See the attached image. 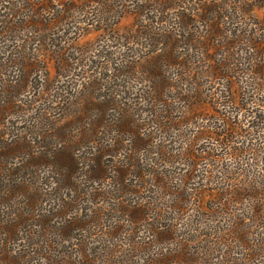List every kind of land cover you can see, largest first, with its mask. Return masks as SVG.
<instances>
[{
	"label": "rangeland",
	"instance_id": "rangeland-1",
	"mask_svg": "<svg viewBox=\"0 0 264 264\" xmlns=\"http://www.w3.org/2000/svg\"><path fill=\"white\" fill-rule=\"evenodd\" d=\"M32 2L36 0H0L2 71L20 75L16 59L36 56L44 70L34 75H50L49 97L58 104L59 92L70 99L82 83L100 78L97 93L108 100L107 118L118 117L120 110L123 117L133 118L144 127L140 133L150 146L140 152V164L146 170L150 199L159 205L155 209L159 212L156 220L167 225L166 234L170 237L152 252L163 248L168 256L180 251V255L188 257L199 248L198 253L203 250L206 254L197 259L198 263L186 264H264V0H53L52 7L45 11L33 6L34 21H47L45 30L36 27L41 28L37 33L31 28V21L20 24L21 19L34 14ZM61 4L69 6L71 13L54 24ZM205 4L221 9L217 29L212 32L215 40L221 41V50L209 46L208 41L207 46L203 45L211 28L206 24L213 23L197 17L208 8ZM101 14L108 16L107 23ZM183 16L190 18L191 24ZM165 31L180 39L181 48L177 46L178 64L167 62L161 74L180 85L186 84L184 89L187 85L194 87L191 102L199 96V89H204V94L212 97L210 103L194 100L188 104L190 101L184 100L188 90L178 89L169 91L165 106L152 103L150 84L144 80L151 74L139 67H143V61L170 50L162 43L161 34ZM152 32L158 35L152 36ZM154 37L160 41L156 43ZM54 54L62 58L61 64L52 58ZM33 84L42 89L44 80L38 77ZM27 97V93L21 95L23 100ZM230 99L236 103H230ZM104 133H108L104 143H110L115 134L112 130ZM226 137L229 140L224 142L230 146L223 142ZM124 154L118 153V157L124 158ZM153 171L155 176L151 177ZM185 175L190 176L182 178ZM208 176L218 192L205 187L211 185ZM164 177L169 178L167 184L162 183ZM233 177L239 185L246 180L251 183L239 186L248 189L247 194L242 195L239 187L229 185ZM181 181L186 184L185 190ZM128 183L135 184V179ZM46 189L50 191L51 187ZM204 189L206 194L198 192ZM239 191L238 197L231 196ZM216 193L222 195L223 204L213 199ZM202 200L203 203L197 202ZM207 201L213 207H208ZM107 203L110 207L115 202ZM179 205L183 211L178 212ZM192 206L198 210L193 211ZM155 212L151 222L155 221ZM107 218L108 225L115 222L112 215ZM121 218L122 226L128 229L126 233L108 236L97 227L91 229V237L118 240L119 250L125 251L130 250L131 240L148 242V222L133 225L129 215ZM17 247L22 246L18 243ZM139 250L129 251L133 252L131 263H143L141 257L147 253L143 255V250ZM30 259L37 260L33 255ZM36 264H45V260L40 257Z\"/></svg>",
	"mask_w": 264,
	"mask_h": 264
},
{
	"label": "trees",
	"instance_id": "trees-1",
	"mask_svg": "<svg viewBox=\"0 0 264 264\" xmlns=\"http://www.w3.org/2000/svg\"><path fill=\"white\" fill-rule=\"evenodd\" d=\"M50 1L53 0H36L30 7L37 6L45 11L52 7ZM205 6L208 8L202 9L197 17L210 22L213 20V23L206 24L211 28L209 27L207 40L203 45L207 46L208 41L209 46L213 45L221 50V41H218V38L215 40L216 36L212 33L217 29L221 9L220 7L213 9L214 6L210 7L208 4ZM69 10V6L61 4L54 17V24L61 17L71 13L72 9L70 12ZM35 12L33 7L34 14L29 16V19H21L20 24L31 21V28L37 33L41 28L37 30L36 27L41 26L45 30L47 21L43 22L41 19L35 22ZM102 16L108 17L104 14H101ZM183 17L187 19L186 16ZM106 18L104 21L107 23ZM189 19L188 23L191 24ZM169 33L165 31L161 34V39L163 46L170 50L143 61V67H139L151 74L144 80L150 84L148 87L153 95L152 103L165 106V97H168L170 90L176 89L188 90V95L184 99L190 101L188 104H193L194 100L198 103H210L212 97L204 94L202 91L204 89L200 88L199 96L196 93L191 102L194 87L187 85L188 88L184 89L186 84L180 85L179 81H171L161 74L160 70L167 62L174 66L178 64L177 46L181 48L180 39ZM151 34L158 35L154 32ZM154 38L156 43L160 41L158 37ZM190 42L193 41L189 38ZM200 47L205 50L208 58H212L206 53L204 46ZM56 55L54 54L52 58L56 59L57 64H61L62 58ZM35 57L27 59L26 56H22L16 59L20 75H8L2 71L3 63L0 61V264H36L40 257L45 260V264H121V262L130 264L133 252L129 251L137 250L138 247L143 250V255L147 253L141 257L144 259L141 264L198 263L197 259L206 254L203 250L198 253L199 248L193 252H196L195 258H192L193 253L189 250L187 251L191 254L188 257L180 255L179 250L173 257L168 256L163 248L152 252V248L164 244L170 237L166 234L167 225L158 224L156 220L159 212H155V209L159 208V205L156 201L152 202L153 198L150 199V187L147 186L145 178L146 170L140 164V152L147 151L150 146L149 140L140 133L144 127L136 124L137 121L133 118L123 117L120 110L118 117L107 118L110 115L108 114L110 109H106V105L109 106L108 100L105 95L97 93L100 78L88 79V82L82 83L81 87L72 93L70 99L65 98L63 92H59V104L56 101L54 103V99L49 97L52 89L50 75H34L44 70L42 61L36 60ZM149 57L150 55L144 59ZM200 63L202 64L201 61ZM38 77L44 80L42 89L38 86L36 88L33 84ZM24 93L29 95L26 100L21 98ZM201 94H204V100ZM230 100V103H236L233 99ZM47 102L52 104L48 105ZM105 130H112L115 134L107 144L104 140L109 132L104 133ZM225 134H217L215 139L218 140V135ZM227 140L228 137L223 142ZM224 144L231 145L228 142ZM122 152L125 153L124 158L118 157V153ZM154 172L151 177L155 176ZM189 176L185 175L182 178ZM209 177L206 178L209 180ZM131 179H135V184L128 183ZM235 180L236 177L230 179L229 185L232 187L251 185L247 180L242 185ZM168 181V177L162 178L163 184H167ZM110 183L113 184L108 186ZM48 186L51 187L50 191L46 189ZM215 186L212 183L210 186L205 185L206 188H210L209 190L218 192ZM161 187L166 188L165 185ZM182 189H186L183 182ZM190 190L193 191V188ZM240 190L242 195L249 191L246 188ZM198 192L206 194L207 190ZM240 194L241 191L232 193L231 196L238 197ZM126 197L129 198L124 199ZM213 199L217 200L216 203H224L219 193H216ZM107 202L115 203L107 207L105 205ZM197 202L203 203V200ZM206 205L213 207L211 201H207ZM178 207L180 205L176 206L177 209ZM192 208L193 211L198 210L193 206ZM179 210L183 211V208H179L178 212ZM153 212L156 213V217L155 221L151 222L154 219ZM125 214L129 215V221L131 219L133 225L148 222L145 224L150 235L148 242L131 240L130 250L125 251L119 250L118 240L112 241L103 237L94 240L91 237L94 235L91 229L95 230L97 227L101 233L108 236L118 237L119 232L126 233L128 229L122 226L121 218ZM110 215L115 218V222L108 225L106 222ZM18 243L21 248L17 247ZM30 255L37 259L36 262L30 259ZM136 262L134 260L131 264Z\"/></svg>",
	"mask_w": 264,
	"mask_h": 264
}]
</instances>
